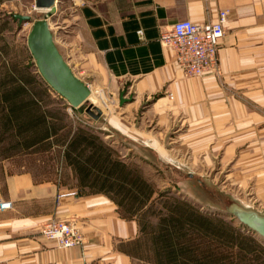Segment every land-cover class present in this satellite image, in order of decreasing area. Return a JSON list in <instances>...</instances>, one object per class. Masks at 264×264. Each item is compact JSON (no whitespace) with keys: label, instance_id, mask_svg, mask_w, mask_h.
Wrapping results in <instances>:
<instances>
[{"label":"crops","instance_id":"1","mask_svg":"<svg viewBox=\"0 0 264 264\" xmlns=\"http://www.w3.org/2000/svg\"><path fill=\"white\" fill-rule=\"evenodd\" d=\"M221 9L228 16L218 42L219 74L184 77L160 34L176 20L215 22ZM77 19V37L60 52L91 95L107 89L114 103L112 117L101 119L107 132L126 143L149 127L162 135L156 127L173 109L193 151L220 150L227 176L253 186L254 209L264 214V0H89ZM121 92L132 97L122 106ZM130 117L132 124L124 120ZM60 165L43 174L37 166L0 163V199L13 206L0 211V264H150L130 253L136 220L122 216L108 194L64 185L63 170L75 177L62 157ZM50 220H72L82 243L57 248L40 234Z\"/></svg>","mask_w":264,"mask_h":264},{"label":"rangeland","instance_id":"2","mask_svg":"<svg viewBox=\"0 0 264 264\" xmlns=\"http://www.w3.org/2000/svg\"><path fill=\"white\" fill-rule=\"evenodd\" d=\"M87 1L89 2V0H58L56 3L54 15L49 20L54 42L59 51L60 48L65 51V47L71 46L77 37L79 32L78 9ZM33 5L34 0H0V78L6 73L8 67L14 66L21 70L23 75L33 73L36 80L45 85L27 48L26 39L32 24L31 22L19 24L13 18V15L17 14L30 16L31 21L43 18L45 12L34 10ZM65 31H68V34ZM99 89L93 90L91 96L97 97L94 103L103 113L108 114V119L112 117L108 110H112L114 103L109 101L105 87ZM55 97L58 96L55 95ZM53 99H45V105L52 111V114L56 113L57 117L65 119L63 121L54 120L60 125H65L58 136L59 139L65 137L69 130L77 126L95 132L110 147L115 159L123 162L153 186L154 193L150 206L164 210L166 206L172 207L177 203L186 204L198 213L213 216L220 221L221 225L231 226L238 236L237 241L230 240L223 244L224 247L219 248L222 255L232 260L245 255L248 259L259 258L260 264H264V240L246 227H242L225 210L231 202L250 209L258 206L259 202L256 201L252 191L253 186L249 184L241 187L233 177L227 176L226 173L230 168L219 162L220 150L212 151L208 148L193 151V143L191 145L187 143V136L182 133L186 129V124L180 129V117L172 115L173 109H169L171 110L168 113L169 118L156 127L166 133L156 134V129L149 127L147 132L141 135L138 134L139 132L133 134L136 139L126 143L107 132L106 126L103 125L104 120L94 122L86 114L80 115L76 110L70 109L65 101L63 103L58 98ZM61 103L65 104L64 108L61 107ZM124 120L131 124L134 121L131 117ZM2 132L4 131L0 126V163L13 161L17 168L19 165L33 168L37 166L43 174L56 173V168L61 166L60 159L63 153L61 145L42 144L35 148L24 149L23 145L17 144L13 138V130L3 134ZM139 135L146 138L141 141L137 139ZM152 138H157V144ZM194 145L197 146L196 143ZM63 171L65 172L61 174V182L64 185L68 187L78 185L80 192L82 190L83 193L89 191L80 187L78 181H74L75 176L74 179L70 177L67 170ZM211 244L215 249L218 248L217 244Z\"/></svg>","mask_w":264,"mask_h":264},{"label":"trees","instance_id":"3","mask_svg":"<svg viewBox=\"0 0 264 264\" xmlns=\"http://www.w3.org/2000/svg\"><path fill=\"white\" fill-rule=\"evenodd\" d=\"M5 72L0 78L2 134L13 130V138L24 149L61 145L64 163L72 169L79 186L110 195L122 216L136 220L139 236L130 250L132 255L150 264H260L259 258L243 255L232 260L221 254L219 248L230 240L237 241L238 236L231 226L221 225L213 216L198 213L186 204L177 203L164 210L150 206L153 186L115 159L95 132L77 126L59 139L65 125L54 120L65 119L52 114L45 105V99L54 100L48 88L33 73L23 75L14 66Z\"/></svg>","mask_w":264,"mask_h":264},{"label":"water","instance_id":"4","mask_svg":"<svg viewBox=\"0 0 264 264\" xmlns=\"http://www.w3.org/2000/svg\"><path fill=\"white\" fill-rule=\"evenodd\" d=\"M57 2L58 0H34L33 8L44 11L43 18L31 21L30 16L18 14L13 15V18L19 24L27 22L32 24L26 39L27 48L40 78L48 89L64 100L70 109L76 110L80 115L86 114L94 122H98L102 119L103 112L90 99V88L73 73L54 42L49 19L54 15L53 10ZM131 99V96L125 97V93L121 92L119 105L122 106ZM225 210L242 227H246L264 240V214L235 202L228 203Z\"/></svg>","mask_w":264,"mask_h":264},{"label":"built area","instance_id":"5","mask_svg":"<svg viewBox=\"0 0 264 264\" xmlns=\"http://www.w3.org/2000/svg\"><path fill=\"white\" fill-rule=\"evenodd\" d=\"M228 11L220 10L215 22L179 20L163 31L159 42L172 49L175 63L186 78L219 74L217 49L224 34ZM12 202L0 199V211L11 209ZM40 234L57 248L68 249L82 243V235L72 220H50L40 226Z\"/></svg>","mask_w":264,"mask_h":264}]
</instances>
